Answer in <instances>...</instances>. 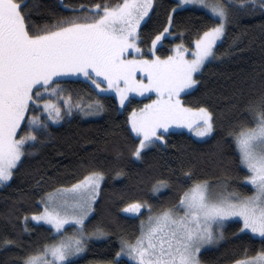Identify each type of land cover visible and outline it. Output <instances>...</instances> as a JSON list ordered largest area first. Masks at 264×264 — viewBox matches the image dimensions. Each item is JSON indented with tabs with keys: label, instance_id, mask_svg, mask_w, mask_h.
I'll list each match as a JSON object with an SVG mask.
<instances>
[{
	"label": "snow or ice",
	"instance_id": "obj_1",
	"mask_svg": "<svg viewBox=\"0 0 264 264\" xmlns=\"http://www.w3.org/2000/svg\"><path fill=\"white\" fill-rule=\"evenodd\" d=\"M187 5L200 6L197 10L212 23L195 30L190 53L181 41L169 54H158L157 46L176 34L175 14ZM60 6L67 15L53 12L52 23L36 26L28 0H0V185L11 181L23 159L52 136L53 124L74 112L99 116L105 111L99 98L74 97L58 83L62 79L82 77L98 94H113L120 106L131 93L155 96L128 113L129 132L138 141L130 151L136 160H142L150 146H166V136L176 127H187L196 137L217 136L215 113L203 104L185 103L182 97L199 83L196 77L205 65L219 58L217 44L229 25L243 15L258 13L264 18V0H178L144 49L142 31L155 14V0ZM138 73L143 75L138 78ZM243 113L216 141L221 156L225 137L232 141L235 171L226 167L222 177L210 182L193 179L194 171L187 170L189 183L178 190L175 204L159 210L141 199L124 203L122 213L135 216L147 210L149 215L140 221L137 234L117 236L119 247L112 259L93 258L88 264H119L122 257L129 258L128 264H203L202 250L225 241L230 224L236 225L233 238L250 240L231 264H264V81L245 100ZM106 175L92 168L72 183L58 184L40 196L42 211L21 217L23 231H30V221L44 222L54 238L26 246L4 235L0 248L18 247L22 254L16 264H79L93 243L110 240L106 226L90 222ZM234 183L252 191H242ZM169 186L158 180L152 192ZM257 239L258 248L251 243Z\"/></svg>",
	"mask_w": 264,
	"mask_h": 264
},
{
	"label": "trees",
	"instance_id": "obj_2",
	"mask_svg": "<svg viewBox=\"0 0 264 264\" xmlns=\"http://www.w3.org/2000/svg\"><path fill=\"white\" fill-rule=\"evenodd\" d=\"M90 2L99 0H63L64 5ZM177 3L176 0H156L155 14L142 31L144 49L149 47L153 32ZM61 4L60 0H28L32 21L36 26H43L56 19L53 12L67 15ZM197 9H178L177 23L172 29L176 34L163 41L157 48L158 54H169L171 46L181 41L188 48L193 47L191 41L195 39V30H203L204 25L212 23L203 10ZM216 51L219 58L205 65L202 75L196 77L197 86L182 98L185 103L194 107L203 104L215 113L220 126L217 136L201 140L186 131H171L166 136L167 145L151 146L144 151L142 160L130 155L132 145L138 141L129 132L127 117L133 108L142 107L151 98H131L120 111L113 95L98 94V90L82 80L58 82L74 97L78 94L86 99L99 98L104 102L105 111L99 116H82L74 112L61 123L53 124L52 136L37 144V151L23 159L11 181L0 185V236L19 238L26 246L54 238L50 226L44 223L30 221V231H23L21 217L25 213L42 211L40 196L58 184L72 183L92 168L103 169L107 175L90 222L106 226L110 240L105 238L93 243L88 256L79 264H88L93 258L112 259L119 247L117 236L137 234L140 221L149 215L147 210L135 216L122 213L120 209L124 203L141 199L159 210L175 204L178 190L189 183L184 176L187 170L194 171L193 179L210 182L222 177L226 167L231 166L235 171L232 141L225 137L223 156L216 151V141L244 114L245 100L264 81V18L258 13L241 16L229 25ZM116 171L126 175L116 176ZM158 180L167 181L170 186L153 193L152 186ZM233 186L245 192L252 191L250 186L246 189L240 184ZM235 231L236 225H228L225 241L202 250L203 264H231L239 257L250 240L247 236L233 238L231 233ZM251 243L258 248L260 241ZM21 254L16 246L0 248V264H16ZM128 261L121 258L119 264H128Z\"/></svg>",
	"mask_w": 264,
	"mask_h": 264
},
{
	"label": "rangeland",
	"instance_id": "obj_3",
	"mask_svg": "<svg viewBox=\"0 0 264 264\" xmlns=\"http://www.w3.org/2000/svg\"><path fill=\"white\" fill-rule=\"evenodd\" d=\"M177 2H178V0H176ZM60 2L63 4V0H60ZM155 5H156V0H155ZM184 7H196V8H200V6H198V5H187V6H182L181 8H184ZM223 40V39H222ZM221 41H219L218 43H220ZM160 45H158L157 46V48L159 47ZM189 49V53H190V51H191V48H188ZM143 74H140V73H138V78H140L141 76H142ZM71 79H74V80H82V81H84V78H82V77H80V78H77V77H73V78H71ZM64 80H69V79H62V80H60V81H58V82H61V81H64ZM60 84H62V83H60ZM63 85V84H62ZM197 86V85H196ZM196 86H194V88L196 87ZM103 95H113V94H111V93H108V94H103ZM114 96V95H113ZM151 98V99H154L155 98V96L154 95H148V94H145V95H140V94H138V93H131V94H129V99H128V101L131 99V98H140V99H143V98ZM150 99V100H151ZM128 101H126L125 102V106H126V104L128 103ZM149 102V101H148ZM147 102V103H148ZM125 106H120L119 104H118V107H119V110L120 111H123L124 110V108H125ZM62 122V121H61ZM60 122V123H61ZM59 124V123H58ZM170 131H186V132H188V133H190V134H192L195 138H197V139H201V140H203V139H206V138H201V137H196L195 136V133L193 132V131H191L190 129H188L187 127H184V126H180V127H176V128H174V129H172V130H170ZM151 147V146H150ZM129 215H131V214H129ZM32 222H35V223H44V222H37V221H32ZM45 224V223H44ZM212 247H214V246H212ZM211 248V247H210ZM125 258H127V257H125ZM129 259V258H128Z\"/></svg>",
	"mask_w": 264,
	"mask_h": 264
}]
</instances>
